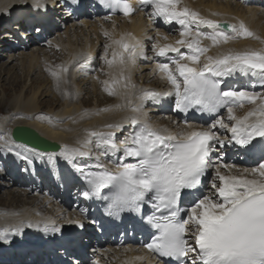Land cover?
<instances>
[{
  "label": "snow or ice",
  "instance_id": "obj_1",
  "mask_svg": "<svg viewBox=\"0 0 264 264\" xmlns=\"http://www.w3.org/2000/svg\"><path fill=\"white\" fill-rule=\"evenodd\" d=\"M59 3L60 0H18L12 10H28L32 15L20 22L26 30L30 25L33 31H40L39 25L31 21L48 16ZM71 3L80 4V0ZM99 3L125 16L149 9L150 16L178 26L181 39L161 44L160 38L149 37L154 41L151 51L157 60L152 72L169 87L166 91L141 89L136 93L132 91L136 85L132 83L131 70L137 59L149 60L144 45L125 36L112 39L104 31L111 43L103 45L101 58L108 69L103 74L109 79L100 81L102 90L110 96L120 95L118 86L126 90L123 93L126 106L138 115L128 119L130 131L121 140L116 132L125 131L123 121L106 124L108 131H89L78 147L63 146L59 155L87 185L84 197L105 202L109 217L119 218L124 213L139 215L148 229L155 230L145 244L146 249L160 258H168L169 264H264V154L255 161V166L246 168L224 163L222 155L229 145L249 153L259 147L264 153V93L231 84L233 78L243 76L256 78L264 87V49H228L215 56L208 55L212 47L255 34L243 22H221L203 17L187 6L181 8V0H139V9L128 0H99ZM12 10H0V15L10 16ZM106 19L111 20V16ZM203 28L209 32L202 31ZM204 40L211 45L202 46ZM113 46L117 47L109 58ZM88 59L84 57L74 67L86 72ZM58 67V71H49L59 90L67 82L63 77L69 67ZM133 96L138 102L133 103ZM164 98H172L174 111L185 115L184 127L177 131L156 127L140 118L146 115V102L158 103ZM245 103L254 107L244 116H237L235 110ZM193 110L211 118L207 126L197 128L188 122L186 114ZM93 144L105 155H118L115 171L101 164L99 156L89 166L87 160L91 158L89 149ZM3 147L29 165L33 163L29 150L21 151L13 141L5 139ZM54 156L50 155L49 160ZM205 187L210 188V193L203 191ZM195 192L200 195L182 207V196ZM82 214L86 218L87 209ZM65 223L85 228L81 219H68ZM26 226L42 232L44 235L39 239L43 243L50 242L44 237L56 236L63 227L49 221L35 225L29 222ZM24 227L21 221L0 229V242L13 244L12 238L23 235ZM56 239L61 241V248L69 251L65 242L71 245L70 239L63 235ZM64 264L80 261L69 259Z\"/></svg>",
  "mask_w": 264,
  "mask_h": 264
},
{
  "label": "bare ground",
  "instance_id": "obj_2",
  "mask_svg": "<svg viewBox=\"0 0 264 264\" xmlns=\"http://www.w3.org/2000/svg\"><path fill=\"white\" fill-rule=\"evenodd\" d=\"M249 1L181 0L179 7L183 8L187 6L189 9L199 12L201 16L209 19L228 21L230 23L243 22L255 34V37H259V39L255 37H242L228 44L212 47L208 55L215 56L218 52H223L228 49L238 51L245 49H264V5H257ZM17 4L18 0H0V10H12ZM144 15L138 14L133 17L111 18V20L96 18L94 20L88 19L78 22L60 17L62 27L64 25L65 30L56 36H51V34L49 36L47 35L46 38H50V40L41 43H35L34 36L29 38V42L28 38L18 33L15 30L16 27L13 26V22H17L18 19L25 20L30 17L28 10L21 11L19 8H15V10H12L10 16L0 15V36H6L5 38L10 39L18 33L19 38H24V43H10L4 37H0V61L2 58L7 59V61L0 65V76L7 71L10 72L12 69L14 71L15 69H19L14 72L15 75L22 77L23 81L24 79L28 80V78L30 80V83L26 84L25 81L23 83L18 82V78H15V76L11 79H14L11 82L15 85H23L19 87V90L17 89L15 94H13L14 97L9 101L14 112L5 115L4 119L0 121V147L3 149V152H6L5 154H0V175H3L4 170L7 172L3 177L4 179L9 177L8 172L13 173L16 169L19 171L11 175L17 174L18 172L23 173L21 174L22 178H17L21 180L20 185H12L5 192V197L0 198V204L4 202V205H13L9 208L0 206V229L15 226L21 221L25 223L23 235L14 236L12 238L14 241L13 244L0 242V255H4L5 253L10 255V257L4 256L5 258L3 257L1 259L0 264H16L15 261L19 263L22 261L21 264H25L23 260H19L17 254L20 253L21 257L25 254L29 256L31 252L38 251L37 246L40 244H45L49 248V251L45 253L46 255L48 253L51 257L52 253L50 251L52 248L56 250V247H60L61 243V241L56 239V236H64L74 226V224L69 225L65 221L68 219L88 220L90 218L89 213L95 210V208L86 202H81L76 207L72 206L71 201L67 205L64 204L65 206L55 203L52 200L55 199V196L52 198V195H49L48 198L49 192L43 191V184H41L43 180L41 179V174L37 175V169L41 168L43 173L49 171L47 174L48 177L53 178L54 182L66 185L65 189L70 186L71 190L67 198H69V194H73L74 192H76V196L81 197L84 186L83 188H77L75 185V179L80 177L79 173L59 155L63 150V146L78 147L80 141L86 137L89 131H108L105 127L106 124L123 121L125 131L123 133L120 131L116 132L117 139L121 140L130 131L128 119L134 115H138L137 113L131 112L126 106V99L123 95L126 90L118 86L117 91L120 93L118 96H110L102 90L103 86L100 81L109 79V77L103 74L108 71L107 66L101 58L104 51L103 45L111 43V40L106 39L103 35L104 31L107 30L111 34L112 39L119 40L122 36H125L126 38L139 40L144 45V50L149 60L145 64H142L140 60H143V58L137 59L135 67L131 70L132 83L136 85V88L132 90L133 92L138 93L141 89L166 91L169 87L165 81H162L158 75H154L152 72L157 60L151 51V46L154 41L150 40L149 37L160 38L161 44L174 43L177 39H181L179 27L174 24H163L161 19L150 16V12L146 16ZM11 19L13 21H10ZM9 27L13 30L7 31L10 30L8 29ZM202 31L207 33L209 29L203 28ZM163 36H167L168 39H162ZM25 39H27L26 42ZM49 43L54 47H51ZM210 45V41H202V46ZM116 47L113 46V49H109V58H111V52ZM181 51L186 52L187 50L181 49ZM84 57L89 58L86 65L87 71L82 70V74H79L78 68L74 67V65H77ZM201 59L203 62L204 58L202 57ZM13 62L14 64L11 65ZM9 65L11 66L9 67ZM60 65L68 66L69 72L63 77L67 82L62 83L61 88L58 90L56 81L51 76L49 70L58 71V66ZM24 73H26V76H24ZM31 75H34L36 80L30 79ZM80 76L84 78L78 79ZM97 76H99V80L96 79ZM39 78L43 81L40 80L38 82L37 80ZM249 83L252 84V87L248 88L249 90L256 91L253 87H261L258 80L254 77L237 76L231 80L232 86L235 87L246 88ZM64 93H68L69 95H65ZM44 96H47V99L52 98L51 100L43 101ZM132 100L133 103L138 102L135 96L132 97ZM171 103H174L172 98H164L158 103L148 101L144 108L146 115H141L140 118L147 119L156 127H168L172 131H177L178 128L184 127L185 117L181 113L174 111V106L172 108ZM117 105H122L123 107H116ZM44 106L47 109H44ZM252 107L254 106L245 103L243 108L235 110L236 115L242 117ZM105 108L112 110L108 112L101 111ZM152 111H155L156 115L150 116ZM169 113L171 115H168ZM224 115L226 116V112H224ZM187 120L197 128L207 126L203 122L188 118ZM16 126H26L35 129L41 136L52 142L60 143L62 147L60 148L61 145L59 146V152L41 153L34 149V147L16 142L12 137V130ZM5 139L13 141L20 147L21 151H24L25 148L29 150V154L34 157L33 163L29 165L26 161L8 153L3 147ZM89 150L92 154L91 158L87 160L89 166H92L95 163V158L99 156V162L101 164L115 171L118 155H112L111 153L105 155L103 150L97 148L95 144L90 146ZM257 150L258 152L253 156ZM232 152H236L242 156V160L238 163L239 165H236L239 168L255 166V161L259 160L260 156L264 154L261 153L259 147L254 152L249 153L244 149H240L238 146L234 147L229 145L222 155L229 156ZM52 154H55V156L50 161L49 156ZM225 161L226 158L223 157V162L226 163ZM7 163L11 165L9 166L10 168L6 166ZM225 174L227 175L228 173L225 171ZM1 184H4V182L0 180ZM23 185H27V188ZM53 188L54 193H61L57 187L54 186ZM210 191V188L206 187L205 193H210ZM56 197L58 198V196ZM39 200H41V203L46 208H41ZM83 209H87L86 218L82 214ZM50 210L56 213V215L52 216H59L57 220L51 221ZM43 221L55 222L57 225L63 226L62 232L56 234V236L44 237L45 240L50 241L49 243H43L39 239L44 234L38 231L36 227L28 228L26 226L29 222L35 225ZM81 241L88 247V249L82 247L79 250L82 251V254L85 253L82 264H95L96 261L99 264H154L151 257L139 245H134L138 244L137 234H133L131 241L130 239L121 241L117 236L113 237L111 240L105 241L102 247H97L96 249L89 247L91 243L87 238H83ZM77 245L81 244L79 243ZM65 246L67 247L66 244ZM68 249L70 248L68 247ZM41 250L45 251L43 249ZM67 252L63 248L61 256L64 261L69 260V255H66ZM93 254L95 255L93 261H88L89 256ZM56 258H53V264H56ZM26 264H32L31 259L27 260Z\"/></svg>",
  "mask_w": 264,
  "mask_h": 264
},
{
  "label": "rangeland",
  "instance_id": "obj_3",
  "mask_svg": "<svg viewBox=\"0 0 264 264\" xmlns=\"http://www.w3.org/2000/svg\"><path fill=\"white\" fill-rule=\"evenodd\" d=\"M172 26V25H171ZM50 44V43H49ZM50 46L51 47H54L52 44H50ZM101 56V55H100ZM102 57V56H101ZM5 61H7V59L6 58H2V60L0 61V65L3 63V62H5ZM103 61V60H102ZM14 64V62L13 63H11V65H13ZM11 65H9V67L11 66ZM101 66H102V63H101ZM103 67V66H102ZM19 70V69H18ZM17 69H15V71H14V69H12L10 72H6V73H3L1 76H0V121L2 120V119H4V116L5 115H9V114H11L12 112H14V110H13V108H11V106H10V103H9V101L11 100V98H13L14 96H13V94H15V92L17 91V89L19 90L20 88L19 87H21L23 84H20L19 86L18 85H15V84H13L11 81H13V80H11L12 78H14V76H15V78H18V82H21V83H23L24 81H25V83L26 84H28V83H30L29 81V78H28V80H26V79H24V81L22 80V77H20V76H17V75H15V73L14 72H16V71H18ZM78 71H79V74H82V70H79L78 69ZM38 73V72H37ZM37 73H35V74H37ZM98 73V72H97ZM37 75H39V74H37ZM24 76H26V73H24ZM36 76V75H35ZM38 77V76H37ZM81 78H84L83 76H80V77H78V79H81ZM30 79H32V80H36V78L34 77V75L32 76H30ZM40 80H42V79H38L37 81L39 82ZM43 81V80H42ZM37 83V82H36ZM92 86V85H91ZM90 86V88L92 89V87ZM252 87V84L250 83L249 85H248V88H251ZM91 89H89V90H91ZM253 89L254 90H256L255 92H259V93H264V87H260L259 88V86H257V87H253ZM263 90V91H262ZM12 96V97H11ZM85 96H86V94H85ZM47 96H44L43 97V101H45V100H51V98L50 99H47L46 98ZM84 98V97H83ZM44 109H47L46 108V106H44ZM12 110V111H11ZM2 149L0 148V152H2L1 151ZM232 160V161H231ZM239 160V157L238 156H234V157H232V156H229V163L228 164H235L237 161ZM39 174H41V173H39ZM0 180H1V178H0ZM3 180V182H4V184H1L0 185V198H3V197H5V192L6 191H8L9 189H10V187L12 186V185H15V186H17V185H19L18 184V182L16 183V182H13V180L12 179H9V180H7V183H5V181H4V179H2ZM31 195V194H30ZM11 202H12V200H10ZM40 201V203L39 204H41V208H46V206L45 205H43V203H41V200H39ZM5 203L3 202V203H1L0 204V206L1 207H6V208H9V207H11V206H13V205H4ZM47 213H48V211H47ZM50 218H52V221L53 220H57V218H58V216H56V217H54V216H52V214H53V211H51L50 210Z\"/></svg>",
  "mask_w": 264,
  "mask_h": 264
},
{
  "label": "water",
  "instance_id": "obj_4",
  "mask_svg": "<svg viewBox=\"0 0 264 264\" xmlns=\"http://www.w3.org/2000/svg\"><path fill=\"white\" fill-rule=\"evenodd\" d=\"M12 137L17 142L27 144L43 151H57L60 146L58 143L52 142L41 136L35 129L26 126H16L12 130Z\"/></svg>",
  "mask_w": 264,
  "mask_h": 264
}]
</instances>
